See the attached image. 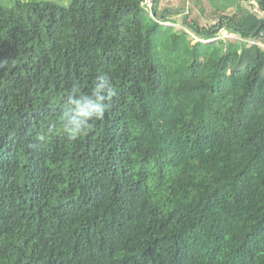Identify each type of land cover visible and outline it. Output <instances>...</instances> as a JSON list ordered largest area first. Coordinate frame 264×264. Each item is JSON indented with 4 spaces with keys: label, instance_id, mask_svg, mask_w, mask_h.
I'll use <instances>...</instances> for the list:
<instances>
[{
    "label": "trees",
    "instance_id": "16d2710c",
    "mask_svg": "<svg viewBox=\"0 0 264 264\" xmlns=\"http://www.w3.org/2000/svg\"><path fill=\"white\" fill-rule=\"evenodd\" d=\"M143 1L0 5V264H264V0L190 31ZM98 72L117 95L72 141Z\"/></svg>",
    "mask_w": 264,
    "mask_h": 264
},
{
    "label": "clouds",
    "instance_id": "9594fccd",
    "mask_svg": "<svg viewBox=\"0 0 264 264\" xmlns=\"http://www.w3.org/2000/svg\"><path fill=\"white\" fill-rule=\"evenodd\" d=\"M116 95V87L104 72H98L87 91H82L80 85L74 83L70 93L63 99L61 108V126L68 139L76 141L88 134L95 122L105 117L109 101ZM45 139V134L37 137L39 143Z\"/></svg>",
    "mask_w": 264,
    "mask_h": 264
},
{
    "label": "rangeland",
    "instance_id": "374dc122",
    "mask_svg": "<svg viewBox=\"0 0 264 264\" xmlns=\"http://www.w3.org/2000/svg\"><path fill=\"white\" fill-rule=\"evenodd\" d=\"M19 0H0V5L13 7L15 2ZM23 2H42L54 1L59 4L68 6L73 0H20ZM241 0H160L157 4V16L162 18L168 16L169 20L163 21L165 26L173 27L176 30L190 31L186 26V18L189 21H196L201 27H210L216 24L221 13L233 14L238 11V6L242 5ZM151 14V13H150ZM165 14V15H164ZM152 17H154L151 14ZM155 18V17H154ZM222 37H228L233 41L241 40L242 38L236 34L227 31L221 33ZM190 39L198 41V38L192 32L189 36ZM217 38V37H216ZM215 39V38H213ZM210 40H204L206 43ZM217 40V39H215ZM214 40V41H215ZM252 42V41H251ZM264 48V44H261Z\"/></svg>",
    "mask_w": 264,
    "mask_h": 264
},
{
    "label": "built area",
    "instance_id": "2783aa9c",
    "mask_svg": "<svg viewBox=\"0 0 264 264\" xmlns=\"http://www.w3.org/2000/svg\"><path fill=\"white\" fill-rule=\"evenodd\" d=\"M153 2H154V0H144L141 4L144 5L151 12V14L155 17V14L153 13V8H154V3ZM160 22L164 25L163 21H160ZM260 35L264 36V27L261 28ZM215 39L218 40L219 37H217ZM215 39H212L211 41H214Z\"/></svg>",
    "mask_w": 264,
    "mask_h": 264
},
{
    "label": "crops",
    "instance_id": "0c3cea01",
    "mask_svg": "<svg viewBox=\"0 0 264 264\" xmlns=\"http://www.w3.org/2000/svg\"><path fill=\"white\" fill-rule=\"evenodd\" d=\"M158 3H159V2H158ZM158 3H157V4H158ZM222 14H223V13H222Z\"/></svg>",
    "mask_w": 264,
    "mask_h": 264
}]
</instances>
